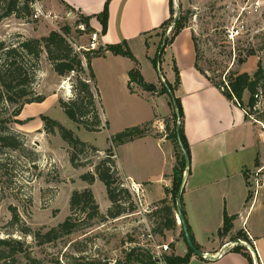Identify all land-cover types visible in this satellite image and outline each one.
I'll return each instance as SVG.
<instances>
[{
    "label": "rangeland",
    "instance_id": "1",
    "mask_svg": "<svg viewBox=\"0 0 264 264\" xmlns=\"http://www.w3.org/2000/svg\"><path fill=\"white\" fill-rule=\"evenodd\" d=\"M37 1L51 16L35 18V3L31 2V15L21 18L12 14L1 21L0 40L17 44L19 40L40 38L51 30L61 31L65 26H69L71 30L67 37L74 48L88 44L90 33L85 31L84 23L76 24L78 14H70L68 8L57 0ZM247 2L249 7L252 0H173L174 17L177 14L179 17L188 16V26L193 30L197 45L198 64L214 81L227 79L229 70L245 71L252 76L259 61L264 68V0L259 10L250 13L242 11ZM238 21L245 23L244 32L234 39L228 38V29ZM170 31L168 28L166 35H169ZM165 36L162 37L155 30L149 33L147 45H153L150 50H146L140 42L133 45L146 82L156 85L154 91L143 90L137 84L132 85L134 91H131L126 75L134 65V60L129 57L114 53L97 56L91 62L94 73L92 80L87 65L85 73L80 75L75 72L65 76L57 74L47 53H42L34 88L37 93L46 95V99L25 106L20 115L24 119L23 123H11V129L23 137L24 148H6L0 153V237L12 236L25 242L26 252L17 254L19 264H127L128 252H134L133 261L128 264H142L140 260H143V257L137 255L138 251L147 254L150 251L162 259L166 254L181 251L182 244H176L180 239H184L181 235L176 199L172 196L167 198L174 208L177 228L165 230L163 236L159 232V224L163 221L161 209L164 203L159 200L147 204L146 186L132 178L122 177L124 188L129 190L131 198L125 199L128 209L119 217H110L104 221L95 220L92 225L91 221L85 220L81 229L50 242H40L33 234L57 226L71 213L70 198L76 189L90 187L100 210L110 202L106 186L97 176L93 187L81 176L88 171L94 172L95 165L107 155V149L110 147L113 148V158L117 164V146L111 144L113 134L128 127L142 125L148 118H154L150 121L145 136L158 137L167 134L166 123L171 126L174 124L172 98L164 91L162 84L167 80L164 75L167 74L169 66L173 65L174 59L166 49L156 68L149 57L156 56ZM150 38L154 41H150ZM179 74L181 75L180 69ZM82 81H88L94 93L95 108L102 125L100 131L87 130L72 120L59 103V99L71 102L78 97L88 101L87 93L81 89ZM174 94H177V89ZM249 95L246 92V105L249 104ZM259 106L264 109V101H261ZM15 107L16 105H12L10 108L12 110ZM44 115L60 121L82 140L97 146L101 151L87 148L83 152H77V162L83 165L74 167L70 161L71 146L62 138L59 130L55 133L44 130ZM89 118L92 120V117ZM39 124L42 127L37 128ZM260 128L262 141L258 137L259 133L256 141L264 160V130L261 125ZM137 139L121 147L118 152L122 163L133 170L137 177L144 178L147 175V163L150 166L162 163L163 158L159 155L164 152V144H158L156 139L151 138ZM171 143L176 161L177 150L172 140ZM259 164L264 165V162ZM254 170L248 175L251 192H254ZM153 171L156 173L155 168ZM132 181L140 183L143 195L137 196L131 191ZM257 195L264 196V188ZM13 207L17 209L21 222L29 226L33 233L24 234L19 230L21 225L12 223ZM107 210L101 212L105 214ZM261 213L264 214V207L261 209L257 206L251 221ZM86 222L89 224L85 225ZM237 236L241 235L236 233L231 237ZM164 243L169 244V248L160 254L157 246ZM183 243L186 244V241ZM160 264L166 262L163 260Z\"/></svg>",
    "mask_w": 264,
    "mask_h": 264
},
{
    "label": "trees",
    "instance_id": "2",
    "mask_svg": "<svg viewBox=\"0 0 264 264\" xmlns=\"http://www.w3.org/2000/svg\"><path fill=\"white\" fill-rule=\"evenodd\" d=\"M35 0H0V23L1 21L9 16L16 15L17 17L25 18L32 14L31 2ZM70 12L78 14L76 24L80 22L85 24V31L92 33L95 31L91 25V19L96 17L103 26V32H106L109 18V5L111 0H106L104 8L101 12L85 15L81 12L71 8L63 0ZM175 20L173 0H170V16L167 18L159 27L154 28L158 34L162 37L166 35V31L172 25L170 34L167 35L164 43V47L161 49L159 45L156 56L151 57L153 65L158 68V61L161 55L165 52L167 46L171 45L176 36L188 26V16H180L179 19L173 24ZM70 27L65 26L62 30H51L47 35L40 38H26L19 40L17 44H8L5 40H0V153L8 149L19 150L24 148V140L20 134L14 132L11 129V123H23V120L19 119L23 108L27 104L40 103L45 101L46 95L39 94L34 88V84L37 79V71L39 69L40 58L43 52L47 53L48 59L50 60L53 69L57 74L65 76L71 72L76 74L85 73L86 67L90 71L91 79L94 80V73L92 71V60L100 55H104L107 51L123 55L131 58L135 61L129 72V87L133 92L132 85L137 84L143 90L154 91L156 85L154 83L146 82L138 60L133 53L129 42L123 40L119 43H108L100 45L94 50H84L85 52H78L75 50L73 44L69 41L67 34L70 32ZM196 44V43H195ZM197 59L195 66L199 71L207 76L213 85L223 91V93L231 100L239 103L245 108L247 116L253 120L264 121V109L259 104L264 101V68L262 62H258V67L254 74L251 76L248 72H231L228 71L227 79L222 81H214L209 77L205 70L201 69L198 64V50ZM253 53V52H251ZM86 63V64H85ZM85 65H87L85 67ZM176 79L175 83L165 80L162 82L163 89L168 92L172 98L173 106V118L174 124L171 126L166 123L167 138L172 140L176 148V164L173 168V186L169 192L172 194L174 199L177 198L178 189L182 183L184 172L186 170V158L184 150L187 151L191 160V150L188 139L185 134V123H184V110L180 97L174 94L181 82L179 69L176 63L173 64ZM227 83V84H226ZM81 89L87 93V100L83 101L80 97L71 102H66L63 99H59L61 107L64 109L66 114L75 122L84 126L90 131H100L102 129L101 119L95 108L94 93L91 90L88 81L81 82ZM248 92L249 104L244 103V95ZM173 93V94H172ZM16 105L11 110V106ZM255 114V115H254ZM92 115V116H90ZM89 117H92L90 120ZM44 130L48 133H55L59 130L62 138L71 146L70 150V161L74 167H80L83 164L77 162V152H83L87 148L101 151L97 146L90 144L87 141L82 140L77 136L72 129L64 126L60 121L53 119L49 116L44 115ZM151 122H146L142 125L128 127L120 132H117L111 136L113 146L132 141L134 139L144 137L147 134L148 126ZM179 136L183 143V147L180 144ZM113 148L107 149V155L102 158L96 165L94 172L88 171L82 174L81 178L88 184H93L96 180V176L105 184L108 198L111 202L107 212L103 214L100 210V206L96 200V196L90 187H86L81 190H74L70 198V209L71 213L57 226L50 228L49 230L42 232L37 231L33 233L32 229L29 228L17 212L15 207L12 209V223L21 225L19 230L24 233H33L40 242H50L58 237L70 234L76 230L81 229L83 221H91L92 225L95 221H104L107 218H116L127 212L125 206V199L131 198L129 190L124 188V179L120 175L116 161L113 158ZM258 164V160H257ZM191 170V166L188 170V174ZM251 195V194H250ZM249 195V197H250ZM168 197L162 199L164 203L162 210L163 221L159 224V232L165 236V230H174L177 228V221L173 206L168 202ZM182 212L185 218V222L190 230L192 240L195 246L200 249V246L195 241L191 228L186 218V212L183 206V198L181 202ZM236 215H224V223L219 229V235H226L233 227V221ZM22 223V224H21ZM89 223H85L87 225ZM18 230V229H17ZM238 237L243 238L242 231L238 232ZM181 235L186 241L188 251L185 255H177L175 253L166 254L163 258L166 264H185L191 260L193 254H196L192 247L187 243L183 225H181ZM236 252L243 253L249 260L250 264H254L252 255L247 251L244 246L237 245L231 248ZM26 252L25 242L22 239L14 238L12 236L0 237V264H19L17 254ZM134 252H128L126 255L127 264L133 261ZM137 255L143 257L140 260L142 264H158L155 260L152 252L143 253L138 251ZM197 255V254H196ZM203 258L202 256L198 255Z\"/></svg>",
    "mask_w": 264,
    "mask_h": 264
},
{
    "label": "crops",
    "instance_id": "3",
    "mask_svg": "<svg viewBox=\"0 0 264 264\" xmlns=\"http://www.w3.org/2000/svg\"><path fill=\"white\" fill-rule=\"evenodd\" d=\"M63 1L78 12L92 15L103 10L106 0ZM57 2L66 6L60 0ZM169 16L170 0H111L106 32H103V26L96 17L90 22L100 34V45L127 40L138 60L133 45L140 42L146 50H150L153 45L150 42L151 47H148L147 35L153 33L154 28L159 27ZM150 41L154 39L150 38ZM166 49L174 59L173 64L176 63L181 70V82L176 95L180 97L183 105L185 134L191 150V170L186 176L182 197L186 218L202 252L214 257L225 245V251L216 259L201 258L198 254H193L191 260L185 264H250L243 253L232 250L229 244L238 238L231 236L239 231H242L245 239H248L246 232L253 236L259 254L256 262L264 264V214H259L251 221L254 209L257 206L263 209L264 196L251 192L248 177L253 169L263 166L260 162H264L256 141L258 133L262 141L260 124L248 117L245 108L229 99L197 69L196 44L190 26L183 29ZM109 54L111 52L107 51L104 55ZM135 64L134 61L133 66ZM140 70L147 81L141 68ZM164 76L170 82L175 81L173 65L169 66ZM126 77L129 81L128 73ZM243 100L245 103V98ZM20 115L19 119L24 120ZM153 119L148 118L147 122ZM36 127L42 126L39 124ZM166 135H147L137 139L151 138L156 139L158 144H164V152L159 155L163 158L162 163L157 166L147 163V175L144 178L137 177L121 161L118 151L130 141L115 148L119 173L124 179L132 178L146 186L147 204L172 196L169 190L173 186V168L176 161L171 140ZM152 154L154 155L153 151ZM154 168L156 173L152 172ZM93 185L94 183L91 187ZM109 205L110 202L104 209L101 207V211H106ZM225 213L236 215V218L232 229L226 235L220 236L219 229L224 223ZM183 240L177 241L176 244L182 245L181 251L175 254L187 253L188 247ZM253 262L255 264L254 259Z\"/></svg>",
    "mask_w": 264,
    "mask_h": 264
},
{
    "label": "built area",
    "instance_id": "4",
    "mask_svg": "<svg viewBox=\"0 0 264 264\" xmlns=\"http://www.w3.org/2000/svg\"><path fill=\"white\" fill-rule=\"evenodd\" d=\"M34 16L35 18H38L40 16H44V17H50L51 13H47L44 11L43 7L41 4H39V1H35L34 2ZM262 6V0H252V2L250 3V6L248 7V2L245 4V6L242 8V11H247V12H253V11H257L261 8ZM73 12H70V14H72ZM245 23L242 21H238V23L234 26H232L231 28L228 29V38L234 39L235 37H238L240 34H242L245 30ZM172 25L169 27V31L171 30ZM99 38H100V34L98 31H94L92 33L89 34V41L88 44L86 46L84 45H78L76 46L75 50L78 52H82L83 49L85 50H94L97 49L100 46L99 43ZM74 73V72H73ZM227 84V83H226ZM257 123H259L262 127V129L264 130V121L262 120H256ZM253 190L254 193L257 195L260 190L262 188H264V165L258 167L253 175ZM131 191L136 193L137 196H141L143 195V189H141L140 183H134L132 181V188ZM180 221V220H179ZM248 239L242 238V237H238L235 240L229 242V244L231 245V247L237 246V245H241L244 246L247 251L250 252V254L252 255V258L255 261V264H257L256 260L259 257L258 254V249H257V245H256V241L253 238V236L249 233L246 232ZM169 248V244L164 243L161 245L157 246L158 252L161 254L162 252H166ZM225 251V245L223 246V248L218 251L216 254L214 255H219L221 253H223Z\"/></svg>",
    "mask_w": 264,
    "mask_h": 264
},
{
    "label": "water",
    "instance_id": "5",
    "mask_svg": "<svg viewBox=\"0 0 264 264\" xmlns=\"http://www.w3.org/2000/svg\"><path fill=\"white\" fill-rule=\"evenodd\" d=\"M179 19V16L178 14L175 16V20L173 22V24ZM167 35L165 36V39H166ZM164 39V41H165ZM165 43L162 44L161 46V49L164 47ZM173 94V93H172ZM179 141H180V144L181 146L183 147V143L181 141V138L179 136ZM184 155H185V158H186V170L184 172V177H183V180H182V183L178 189V192H177V198H176V204H177V211H178V217H179V220H180V223L181 225H183V228H184V232H185V236H186V240H187V243L190 247H192V249L194 250V252L200 256H202L203 258H211V259H216L219 255L217 256H214L212 257L210 254H207L205 252H202L200 249H198L193 240H192V236H191V233H190V230L188 228V225L187 223L185 222V218H184V215H183V212H182V207H181V202H182V197H183V192H184V188H185V182H186V175L188 174V170L191 166V161H190V157H189V154L187 153L186 150H184ZM154 258L155 260L158 262V264L160 263H163V259L158 256V255H154Z\"/></svg>",
    "mask_w": 264,
    "mask_h": 264
}]
</instances>
